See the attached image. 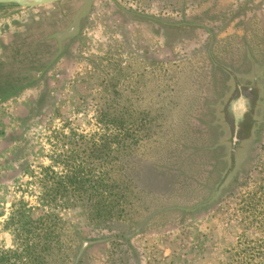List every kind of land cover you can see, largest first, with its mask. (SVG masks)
I'll return each instance as SVG.
<instances>
[{
    "label": "rangeland",
    "instance_id": "rangeland-1",
    "mask_svg": "<svg viewBox=\"0 0 264 264\" xmlns=\"http://www.w3.org/2000/svg\"><path fill=\"white\" fill-rule=\"evenodd\" d=\"M109 98L147 136L117 170L134 190L123 219L61 210L82 264H218L260 236L244 209L264 192V0H59L0 5V251L67 140L115 133Z\"/></svg>",
    "mask_w": 264,
    "mask_h": 264
},
{
    "label": "trees",
    "instance_id": "trees-1",
    "mask_svg": "<svg viewBox=\"0 0 264 264\" xmlns=\"http://www.w3.org/2000/svg\"><path fill=\"white\" fill-rule=\"evenodd\" d=\"M114 102L108 99L100 119L115 126V133L97 139L81 137L72 143L68 139V149L62 157L56 156L60 159L53 160L63 170L55 171L52 166L42 169L44 175L37 178L38 206H19L12 212L7 225L12 230L14 247L0 251V264H82L84 240L63 219L61 210L76 211L94 227L108 226L125 217L134 190L131 181L117 170L121 171L122 159L147 136V119L145 114L133 119L130 110L114 107ZM260 195H252L244 209L256 217L253 224L260 236H242L218 264H264V192Z\"/></svg>",
    "mask_w": 264,
    "mask_h": 264
},
{
    "label": "flooded vegetation",
    "instance_id": "flooded-vegetation-1",
    "mask_svg": "<svg viewBox=\"0 0 264 264\" xmlns=\"http://www.w3.org/2000/svg\"><path fill=\"white\" fill-rule=\"evenodd\" d=\"M246 99L243 97L238 98L236 101L233 102L231 110L235 115L234 124H235V130L238 131L240 128L239 125H241V121L244 120L245 113L247 111L246 106ZM245 109V111L242 113V111Z\"/></svg>",
    "mask_w": 264,
    "mask_h": 264
},
{
    "label": "water",
    "instance_id": "water-1",
    "mask_svg": "<svg viewBox=\"0 0 264 264\" xmlns=\"http://www.w3.org/2000/svg\"><path fill=\"white\" fill-rule=\"evenodd\" d=\"M59 0H0V4H16L21 7H33V6H40L51 4ZM245 109L242 111V113Z\"/></svg>",
    "mask_w": 264,
    "mask_h": 264
}]
</instances>
